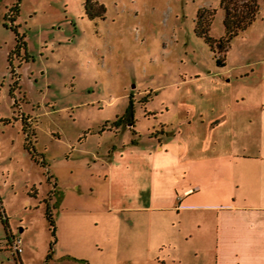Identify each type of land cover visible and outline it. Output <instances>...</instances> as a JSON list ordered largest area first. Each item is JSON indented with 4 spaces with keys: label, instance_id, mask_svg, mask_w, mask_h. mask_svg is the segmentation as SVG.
<instances>
[{
    "label": "rangeland",
    "instance_id": "1",
    "mask_svg": "<svg viewBox=\"0 0 264 264\" xmlns=\"http://www.w3.org/2000/svg\"><path fill=\"white\" fill-rule=\"evenodd\" d=\"M15 1L0 0V264H162L144 248L165 211L112 207L109 151L176 142L215 93L264 92V0L224 50L206 39L224 34L220 0H18L10 20ZM130 95L133 124H112Z\"/></svg>",
    "mask_w": 264,
    "mask_h": 264
},
{
    "label": "crops",
    "instance_id": "2",
    "mask_svg": "<svg viewBox=\"0 0 264 264\" xmlns=\"http://www.w3.org/2000/svg\"><path fill=\"white\" fill-rule=\"evenodd\" d=\"M229 90L185 110L176 142L109 151L112 207L165 211L144 248L162 264H264V92Z\"/></svg>",
    "mask_w": 264,
    "mask_h": 264
},
{
    "label": "trees",
    "instance_id": "3",
    "mask_svg": "<svg viewBox=\"0 0 264 264\" xmlns=\"http://www.w3.org/2000/svg\"><path fill=\"white\" fill-rule=\"evenodd\" d=\"M261 0H220V5L223 9V25H224V34L218 38H214L208 34H206V39L208 42L213 45H216L224 50L227 46V42L229 39L243 30L256 16ZM92 0H85L84 7L88 12V7L92 5ZM99 7H102L101 5ZM19 13V1L13 2L7 12L5 14L6 18L10 20H14L15 17ZM212 11L209 13V18L212 16ZM205 19L203 24L202 21V13L198 12V26L200 31L206 33L207 25L210 19ZM204 25V26H203ZM16 49L17 51L20 49V35H17ZM11 56V52L9 53V57ZM217 63L221 64L222 60L220 58L217 59ZM123 122L124 124H133V109H132V95L129 96L128 105L121 116L111 121L112 124H118ZM42 162H44L42 160ZM49 221L53 226V232L55 230V224L52 214H48ZM10 243V241H9Z\"/></svg>",
    "mask_w": 264,
    "mask_h": 264
},
{
    "label": "built area",
    "instance_id": "4",
    "mask_svg": "<svg viewBox=\"0 0 264 264\" xmlns=\"http://www.w3.org/2000/svg\"><path fill=\"white\" fill-rule=\"evenodd\" d=\"M9 241H10L9 243L10 246L13 248L15 252L19 253L22 250L21 245H19V241H20L19 238L11 236V239Z\"/></svg>",
    "mask_w": 264,
    "mask_h": 264
},
{
    "label": "flooded vegetation",
    "instance_id": "5",
    "mask_svg": "<svg viewBox=\"0 0 264 264\" xmlns=\"http://www.w3.org/2000/svg\"><path fill=\"white\" fill-rule=\"evenodd\" d=\"M20 50V49H19Z\"/></svg>",
    "mask_w": 264,
    "mask_h": 264
}]
</instances>
